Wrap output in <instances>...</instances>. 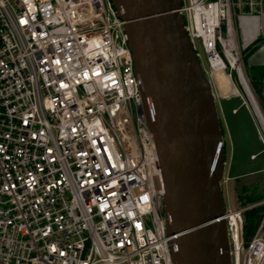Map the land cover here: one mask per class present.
<instances>
[{"label": "built area", "instance_id": "obj_1", "mask_svg": "<svg viewBox=\"0 0 264 264\" xmlns=\"http://www.w3.org/2000/svg\"><path fill=\"white\" fill-rule=\"evenodd\" d=\"M178 11L212 90L253 107L264 143V68L262 104L244 68L264 0ZM142 85L113 0H0V264H175ZM260 205L225 207L230 264H264V212L245 230Z\"/></svg>", "mask_w": 264, "mask_h": 264}, {"label": "water", "instance_id": "obj_2", "mask_svg": "<svg viewBox=\"0 0 264 264\" xmlns=\"http://www.w3.org/2000/svg\"><path fill=\"white\" fill-rule=\"evenodd\" d=\"M126 22L165 184L175 264H230L218 106L178 9L182 0H113Z\"/></svg>", "mask_w": 264, "mask_h": 264}, {"label": "rangeland", "instance_id": "obj_3", "mask_svg": "<svg viewBox=\"0 0 264 264\" xmlns=\"http://www.w3.org/2000/svg\"><path fill=\"white\" fill-rule=\"evenodd\" d=\"M253 54L255 53L249 50L244 57V68L251 88L255 91L259 103L262 104L259 89L261 76H257L256 67L249 64L252 60L264 59V53L261 51L255 57L252 56ZM203 62L206 67V61ZM263 68L264 66L261 67V72ZM256 79L257 84H254ZM219 83L223 85L222 81ZM213 93L218 106L217 116L225 154L224 174L220 180L224 205L226 208H239L256 203L264 199V143L259 135L255 112L252 106L245 105L240 98L224 99L218 95L215 88ZM261 107L264 111V104ZM253 156L257 158L253 159ZM248 196L253 198L250 199ZM260 211L262 215L264 210Z\"/></svg>", "mask_w": 264, "mask_h": 264}, {"label": "trees", "instance_id": "obj_4", "mask_svg": "<svg viewBox=\"0 0 264 264\" xmlns=\"http://www.w3.org/2000/svg\"><path fill=\"white\" fill-rule=\"evenodd\" d=\"M261 67H256L255 68V74L257 76H261L262 77V72H261ZM263 71V70H262ZM257 79L254 81V84H257ZM259 82H260V79H259ZM250 199H252L253 197L251 196H248ZM260 210H264V205L263 206H260V208H252V209H249L247 211H245V220H246V223H245V230H246V237L247 238H250L254 232L256 231V229L258 228V224L260 222V219L262 217V215L260 214Z\"/></svg>", "mask_w": 264, "mask_h": 264}, {"label": "crops", "instance_id": "obj_5", "mask_svg": "<svg viewBox=\"0 0 264 264\" xmlns=\"http://www.w3.org/2000/svg\"><path fill=\"white\" fill-rule=\"evenodd\" d=\"M260 36L263 37L264 36V16L262 17L261 21H260ZM245 36L247 37V39H253L255 37V35L257 34V28L255 27H249V24L246 25L245 27ZM264 43L259 42L257 45H255V47H253L250 51L255 53L252 56H256L257 54H259L261 51L264 53ZM262 48V49H261ZM261 49V50H259ZM249 52V51H248ZM264 57V56H263ZM252 63H250V66L253 67H257V66H264V59H256V60H252Z\"/></svg>", "mask_w": 264, "mask_h": 264}, {"label": "bare ground", "instance_id": "obj_6", "mask_svg": "<svg viewBox=\"0 0 264 264\" xmlns=\"http://www.w3.org/2000/svg\"><path fill=\"white\" fill-rule=\"evenodd\" d=\"M215 75L217 80H219V82L222 81V84L225 88L231 87V79L229 75H224L222 71H217Z\"/></svg>", "mask_w": 264, "mask_h": 264}]
</instances>
